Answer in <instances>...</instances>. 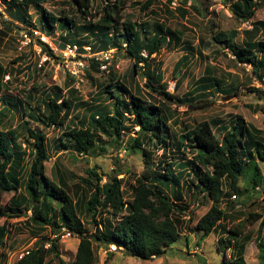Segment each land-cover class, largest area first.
I'll return each instance as SVG.
<instances>
[{"label": "trees", "instance_id": "1", "mask_svg": "<svg viewBox=\"0 0 264 264\" xmlns=\"http://www.w3.org/2000/svg\"><path fill=\"white\" fill-rule=\"evenodd\" d=\"M50 1L54 0H1L0 2L7 3L10 11L13 10L15 13L12 12L11 16L18 22L26 24L27 12L31 7L39 8ZM169 1L172 3V0ZM184 1L187 2V0ZM92 2L94 0H71L70 2L82 17V26L75 18L66 16L58 18L44 8H42V13L45 20L42 25L43 27L48 26L50 30L55 27L60 28L59 31L62 34L67 31L74 33L76 30L92 33L96 40L95 45L90 40L77 43L80 47L90 45L93 52H108L116 49L119 53L123 51L121 50L123 42L126 41L125 44L128 45V48L125 50V54L134 64V73L139 75L141 72L142 77L154 74L146 80L145 85L147 90H151L148 92L149 95L154 94L156 103L146 102L141 92L136 95L131 90H127L128 88L123 84L115 85L121 78L114 72H110L106 85L102 84L104 86L101 85L100 89L110 98H116V104L112 107L102 108L88 120L77 121V125L73 118L79 120L78 115L71 117L70 124L73 123V125L67 126L59 139L54 141V144L51 145V152H68L72 147L80 155L89 154L95 150L98 140H100L98 134L112 139L113 145L123 146L120 140L126 130L124 124L128 117L132 127L138 128V131L135 139L131 138L130 144L125 146V151L131 153L136 149L142 150L141 157L145 170L137 177L134 175L135 184L132 186V200L129 202L124 199L123 180L118 179L117 176H109V180L105 184H101L107 175L94 169L88 170L87 178L80 177L81 188L86 189L84 190L86 194L82 201L76 202L64 187L66 180L64 172L56 170L59 183L51 180L46 174V164L50 161L46 145V132L33 130L25 120L18 128L6 131L4 130V113L0 116V193L13 192L14 194L6 206H0V218L5 217L8 207H26L31 213L28 220L38 227L40 232L48 228L51 229V234L58 233L63 229L70 231L79 240L75 259L70 264H98L94 242L98 244V247L102 245L107 249L110 245H114L123 249L128 257L141 261L162 258L181 237L179 232L183 226L182 216L188 212L189 208L180 204V199H177L182 197L184 190L191 191V197L194 196L196 201H199L198 197L201 196L200 205L206 199L212 201L211 209L191 230L192 233L208 237L222 225V221L226 217L220 206L225 196V181L228 182L229 190L235 196L241 195L239 187L241 177L246 178V183L253 181L255 185L261 184V171L256 168V165L258 167L257 160L264 162L262 130L246 123L241 117L234 119L235 125L223 134L221 140L216 137L212 126L213 124L217 125V121L203 122L181 134L173 128L172 130L170 126L176 125L180 128L187 126L184 121L178 119L177 111L172 109V104H187L192 110H200L202 105L199 104L200 102L195 105L189 102L188 93L182 100L169 93L166 90L168 84L163 83L162 74L158 69H152L150 62L165 45L168 47H171L172 44L174 47L181 45L183 33L169 28L165 29L163 24H155L153 31H150V26L147 23L136 31L132 21L123 16L124 6L129 0L107 2L106 6L95 14L92 12ZM153 3H158V0H148L140 8L142 11L148 10ZM261 5H264V0H238L229 6L237 19L241 22H249L255 17ZM191 10L201 13L200 8L196 6ZM179 11L182 18L189 14L188 10L181 7ZM98 16H100L99 20L94 22L93 19ZM118 25L122 28L123 34L113 38L110 31ZM253 25L255 30L259 27L264 28V22H254ZM149 32L153 35L150 36ZM237 33V31L222 33L219 30V32L213 33V39L219 44H225L226 49L239 63L250 65L254 74L259 76L261 63H264V39L256 41L254 33L246 31L248 40L239 46L235 43ZM46 51L50 57L55 58L54 53L47 47ZM81 52L84 50L81 49ZM144 52L147 57L143 55ZM200 56H202L201 52ZM189 59V54H185L182 57V62L185 64ZM93 62L95 61L93 60ZM94 64H92L93 67L98 63ZM141 64H144L143 68L140 67ZM8 73L7 68L0 65V93L4 89L2 81ZM207 73L212 76L214 69L208 67ZM180 82L181 79L177 80L175 89L179 87ZM216 83L218 84L211 83L206 87L217 88L219 92L225 94L237 91L235 88L237 82L234 83V89L232 87L222 89L219 86L220 82ZM248 90L250 93L260 94L256 88H248ZM103 94L100 92V96ZM124 94L127 96L126 98L122 97ZM70 95L74 96L71 102L61 92L53 97L45 98L43 96L38 99L33 94L29 97L30 101L26 103L25 108L34 119H38L36 114L41 111L40 106H44L49 113L47 117L49 126L62 128L66 125L68 116L78 111L79 107L85 106V104H80L83 102L80 100L77 90L72 89ZM34 99H37V103L41 102V105H37L36 110L32 111L31 102ZM219 125L222 127L221 124ZM166 130L173 131L170 136V139L173 140L172 146L184 148L186 145L195 153L194 160L197 170L193 168L192 173L196 180L180 181L178 174L173 172L172 162H163L162 160L158 166L154 163L153 150L150 146L160 145L158 148H167L168 142L164 138ZM25 133L28 134V138L24 140L26 147L23 148L21 145L23 143H19V141H22ZM12 142L16 144L14 151L10 148ZM68 143H72V145ZM27 153L31 158L29 167L25 162ZM188 166L191 167L186 164L184 169ZM253 166L254 170H252ZM22 186L23 189L20 188ZM174 194H176L175 197ZM54 201L59 203V208H55L52 203ZM82 215L88 217L95 224L94 236H88L83 232ZM250 218L254 221L262 218V227H264V218L259 214H252ZM221 228L225 232L227 231L234 241L244 234L242 226L229 231L224 227ZM7 229L6 225L0 227V249L6 245L8 240L9 231ZM48 242H50V237L47 236L38 241L37 250L29 251V255L17 261V264H44V256L47 253L54 254L59 264H66L61 260L59 241H52L51 247L46 249L45 246ZM224 243L225 241L221 243V246L218 245L219 252L224 251L222 250ZM242 247L244 248V246ZM243 248L239 249L231 261L221 264H247ZM258 249L260 260L264 262V240L259 241ZM111 256L112 254H109L107 259ZM105 264H108L107 261ZM203 264H207V262L204 261Z\"/></svg>", "mask_w": 264, "mask_h": 264}, {"label": "rangeland", "instance_id": "2", "mask_svg": "<svg viewBox=\"0 0 264 264\" xmlns=\"http://www.w3.org/2000/svg\"><path fill=\"white\" fill-rule=\"evenodd\" d=\"M147 1L129 0L124 6L123 16L132 21L136 31L147 23L150 26V31H153L155 24H163L165 29L169 28L183 33L181 45L175 47L173 44L171 47L165 45L157 55H154L155 58L153 57L154 60L150 62V66L152 69L160 71L163 76V83L168 84L166 90L169 93L180 100L186 98L185 94L188 93L189 102L194 105L200 102L199 104L202 105V109L192 110L187 104H172V109L177 111L178 119L184 121L187 126L180 128V126L174 125L170 128L179 131L181 134L203 122L217 121V125L213 124L212 126L216 137L221 140L223 134L235 125L234 119L241 117L246 123L262 130L264 141V63H261L259 76H256L250 65L239 63L226 49L225 44H219L213 39V33L219 32V30L222 33L237 31L235 43L239 46L248 40L246 31L253 32L256 41L264 39V28L259 27L255 30L253 25L254 22H264V5L259 6V10L251 21L241 22L234 16L229 6L238 0H187L186 3L184 0H172V3H169V0H158V3H153L151 8L142 11L140 7ZM70 2L71 0H54L39 8L31 7L27 12L26 24L18 22L11 16L12 12L15 13L13 10L10 11L7 3L0 2V65L7 68L9 72L2 81L4 89L0 93V116L5 113L4 130L18 128L25 120L33 130L46 132V145L50 154V161L46 164V174L51 180L59 183L56 170L59 169V171L64 172L63 174L66 176L64 187L69 191L74 201H82L86 194L84 191L86 189L81 188L80 177L87 178L88 170L94 169L107 175L101 184H105L109 180V176H117L118 179L123 180L124 199L129 202L132 200L131 191L135 184L134 175L137 177L142 174L145 166L141 157L142 150L136 149L135 152L131 153L125 151V146L130 144L131 138L135 139L138 131V128L132 127L128 117H126L124 124L127 131L123 132L120 140L123 146L113 145L112 139L98 134L100 140H98L95 150L89 154L80 155L72 147L68 152H51V145L54 144V141L59 139L67 126L73 125V123L70 124L71 117L78 115L79 120L73 118L75 125H77V121L88 120L102 108L112 107L116 104V98H110L107 94H103L104 91L100 89L102 84L106 85L110 72H114L121 78L115 85L123 84L128 88L127 90H131L136 95L141 92L146 102L156 103L154 102V94L149 95L148 92L151 90H147L145 85L146 80L154 74L142 77L140 72L139 75H136L134 64L125 54L124 46L121 49L123 51L116 53L107 63H103L97 57L87 55L82 59V65H77L68 58L62 60L63 56H59L57 59L51 58L44 63L43 54L36 53L32 44L29 47L23 46L21 36L23 32L28 33L29 29H36L46 34L54 46H61L64 43L73 44L75 41V44L78 45L77 42L83 40H90L95 45L96 40L88 31L76 30L74 33L67 31L62 34L59 31L60 28L55 27L50 30L48 26L43 27L45 17L42 8L58 18L60 16L75 18L82 26V17ZM107 2L113 3L115 0H94L92 2L93 14L101 11ZM194 6L199 7L201 13L192 11ZM180 7L188 10L187 17H181ZM99 18L100 16L94 18L93 21L97 22ZM121 34L123 32L120 25L115 26L110 31L113 38H117ZM149 35L151 36L153 33L149 32ZM67 39L69 41H66ZM125 43L126 41L123 42V45ZM200 52L202 56H200ZM185 54H189L190 59L184 64L182 57ZM91 63L98 64L93 67ZM102 65L106 66L105 69L102 68ZM208 67L214 69L212 76L207 73ZM179 79L181 82L179 87L175 89ZM216 82H220L219 86L222 89L233 88L234 83L237 82L235 87L237 91L236 93L225 94L219 92L217 88L206 87L211 83L218 84ZM248 88L258 89L260 94L250 93ZM72 89L77 90L78 96L83 102L80 104H85V106L79 107L78 111L68 116L66 125L62 128L49 126L47 119L49 113L44 106H40L41 111L36 114L38 119H34L30 112L26 111L25 105L30 101L29 97L33 94L38 99L43 96L45 98L53 97L61 92L71 102L74 97L70 95ZM100 92L103 94L102 96H100ZM122 97L126 98L127 96L124 94ZM37 99L31 102L32 111L36 110L37 105H41V102L37 103ZM219 124L222 127H219ZM172 132L166 130L164 135L168 142L167 148H158L160 145L150 146L153 150V161L157 166L162 160L163 162H172L174 165L173 172L178 174L177 176L182 182L196 180L192 173L193 168L197 170L194 160L195 153L186 145L184 148L172 146L173 140L170 139ZM27 138L28 134L25 133L22 141H19V143H23L21 144L23 148L26 147L24 140ZM68 144L72 145V143ZM10 148L14 151L16 144L12 142ZM25 162L29 167L31 158L28 153ZM186 164L191 165V167L188 166L184 169ZM257 164L258 167L256 165V168L261 171V184L255 185L253 181L246 183V178L241 177L239 180L241 195H236V199L233 198L235 194L230 192L228 182L225 181V196L220 206L226 217L222 221V225L208 237L192 233L191 230L211 209L212 201L206 199L200 205L201 196L198 197L199 201H196L194 196L191 197V191L184 190L182 197L177 200L180 199V204L188 206L189 209L182 216L183 226L179 232L181 237L166 255L162 258L141 261L128 257L123 249L114 245H110L107 249L102 245L98 247V244L94 242L98 264H105L106 261L108 264H203L204 261L207 264H221L231 261L239 249L243 248L242 246H244L242 251L247 264H264L260 260L258 249L259 241L264 240L262 218L257 221L250 218L252 214H259L264 218V162L257 160ZM254 168L253 166L252 170ZM20 188L23 189V186ZM13 194V192L0 193V206H6ZM168 194L171 196L169 192ZM52 203L55 208H59V203L55 201ZM30 214L26 207L11 206L6 209L5 217L0 218V227L6 225L9 231L6 245L0 249V264H17V261L21 260V256H24L28 251L37 250L38 241L46 236L50 237L51 229L48 228L40 232V229L28 220ZM81 220L84 222L83 232L88 236H94L95 224L84 215L81 216ZM239 226H242L244 234L235 241L227 234V231L225 232L221 228L224 227L229 231L238 229ZM223 241H225L224 246H222L224 251L219 252L218 245L221 246ZM78 244L79 240L73 234L71 239L60 240L58 245L61 260L66 264L72 263L76 256ZM109 254L112 256L107 259ZM44 264H59V262L54 254L47 253L44 256Z\"/></svg>", "mask_w": 264, "mask_h": 264}, {"label": "built area", "instance_id": "3", "mask_svg": "<svg viewBox=\"0 0 264 264\" xmlns=\"http://www.w3.org/2000/svg\"><path fill=\"white\" fill-rule=\"evenodd\" d=\"M174 1H178V0H174ZM174 1L173 4H175ZM28 31H29L28 33L23 32L21 36L22 44L24 47H29L32 44L35 47L36 53H38L39 55L43 54L42 60L44 63L49 61L51 58H54L52 56L51 57L47 56V55L50 56V54L46 51V47L47 49L51 50L54 53L55 59H57V57L59 58V56L61 57L63 56L62 60L68 58L71 59V62L77 65L78 64L82 65L83 64L82 59L85 58L87 55L97 57L103 63H107L109 62V60L113 58L115 54V51H109L108 53L107 52L95 53L93 52L91 46H83L82 48H80L77 44H65L64 48L59 46H54L53 42L46 34L36 29H29ZM124 47L127 48V45H124ZM81 49L84 50V52H81ZM144 56L147 57L146 54H144ZM141 66H143V64ZM105 67H106L105 65H102L103 69H105ZM233 198L236 199V196L234 195ZM71 237H72L71 232L67 231L66 229H63L58 233L51 234L50 242L46 244L45 248H50L52 241L67 240V239H71ZM113 248L115 247L113 246ZM28 254L29 253L27 252L25 255ZM24 256H21L20 259L24 258Z\"/></svg>", "mask_w": 264, "mask_h": 264}, {"label": "clouds", "instance_id": "4", "mask_svg": "<svg viewBox=\"0 0 264 264\" xmlns=\"http://www.w3.org/2000/svg\"><path fill=\"white\" fill-rule=\"evenodd\" d=\"M65 44H67V43H64V44L62 45L63 47H62V46H59V47L64 48ZM74 44H75V43H74ZM42 45H43V44H42ZM124 45H127V44H124ZM124 45H123V46H124ZM85 46H90V45H85ZM79 47H80V46H79ZM80 48H82V47H80ZM127 48H128V45H127ZM127 48L124 47V49H127ZM92 50H93V49H92ZM109 51H115V54H114V55H116V53L118 54V51H117L116 49H112V50H109ZM109 51H108V52H109ZM102 52H107V51H102ZM108 52H107V53H108ZM95 53H99V52H95ZM144 54H146V53L144 52L143 55H144ZM146 55H147V54H146ZM113 57H114V56H113ZM141 65H142V64H141ZM141 65H140V67L143 68V67H144V64H143V66H141ZM236 197H237V196H236ZM60 231H61V230H60ZM71 234H72V233H71ZM50 235H51V234H50ZM71 238H72V237H71ZM58 241H60V240H58ZM51 244H52V243H51ZM46 249H49V248H46ZM28 253H29V251H28ZM28 255H29V254H28ZM25 256H26V255H25ZM25 256H24V257H25ZM21 260H22V259H21ZM19 261H20V260H19Z\"/></svg>", "mask_w": 264, "mask_h": 264}, {"label": "crops", "instance_id": "5", "mask_svg": "<svg viewBox=\"0 0 264 264\" xmlns=\"http://www.w3.org/2000/svg\"><path fill=\"white\" fill-rule=\"evenodd\" d=\"M79 245V244H78Z\"/></svg>", "mask_w": 264, "mask_h": 264}]
</instances>
